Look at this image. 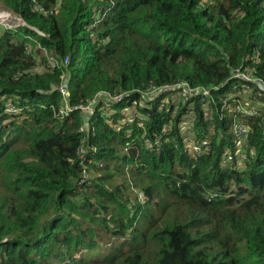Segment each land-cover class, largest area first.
I'll use <instances>...</instances> for the list:
<instances>
[{
    "label": "trees",
    "instance_id": "obj_1",
    "mask_svg": "<svg viewBox=\"0 0 264 264\" xmlns=\"http://www.w3.org/2000/svg\"><path fill=\"white\" fill-rule=\"evenodd\" d=\"M0 9L27 25L0 26V264H264V90L259 116L243 120L242 171L220 166L233 149L231 117L214 115L210 130L198 104L197 140L210 134L212 145L194 157L177 120L162 134L169 115L156 107L139 108L142 128L119 130L120 114L78 108L100 92L178 80L224 85L219 101L236 68L264 81L263 0H0ZM132 187L143 199L131 208Z\"/></svg>",
    "mask_w": 264,
    "mask_h": 264
},
{
    "label": "built area",
    "instance_id": "obj_2",
    "mask_svg": "<svg viewBox=\"0 0 264 264\" xmlns=\"http://www.w3.org/2000/svg\"><path fill=\"white\" fill-rule=\"evenodd\" d=\"M2 14L4 13H0V15ZM38 34L43 35L40 32ZM43 51L45 53V50ZM26 52L27 54L30 53V47L26 49ZM67 63L68 59L66 58L63 61V65L65 66ZM48 65L54 68L57 66V62L49 59ZM61 78L64 79L63 76ZM230 81H235V84L230 87L229 91L222 94L219 101L214 96V92H218L224 85L220 87H193L186 81L178 80L160 86L151 84L144 90L118 91L116 93L100 92L86 105L79 106L78 108L89 118L95 112H99L101 116L103 115L107 119H110L113 114L118 113L121 117H119L117 124L122 126L135 124V127L142 128L149 118L139 108L156 107L159 112L164 111L169 115L167 123L161 129L162 134L170 132L174 119L177 120L175 123L178 127V135L183 143V148L194 157L198 154H206L212 145L210 134L202 140H197L195 108L196 104H198L204 121L207 122L210 130L214 129L215 116L219 120L226 119L227 116L231 117L229 133L231 137L230 144L233 145V149H227L223 153L220 166L229 170L242 171L245 169V164L248 160L247 142L251 133L250 126L245 124L243 120L259 116L262 104H259L258 101L262 97L260 90H264V81L255 77L252 70L245 71L241 68L234 69L225 84ZM58 90L64 98L65 107L59 111L60 116L63 117L70 110V107L65 103V99L68 98L66 88L62 86ZM135 94H139V96L132 98ZM115 104H122V107L116 109L114 107ZM87 106H89L88 109H86ZM12 109V106H8L7 110ZM181 111L182 114L179 116ZM116 126L114 125L115 128ZM85 128L88 129V127ZM116 129L119 130L120 128ZM130 132L131 130L128 129L127 133L129 134ZM162 140V135L155 138L154 144L156 147L161 146ZM145 144L148 148H152V145L148 141ZM82 151L83 145L79 149L78 154H81ZM140 199H142V196Z\"/></svg>",
    "mask_w": 264,
    "mask_h": 264
},
{
    "label": "rangeland",
    "instance_id": "obj_3",
    "mask_svg": "<svg viewBox=\"0 0 264 264\" xmlns=\"http://www.w3.org/2000/svg\"><path fill=\"white\" fill-rule=\"evenodd\" d=\"M101 1V0H100ZM206 0H201V3H204ZM59 6V3H57V7ZM0 13H4L2 15H0V17H2L0 19V25L2 28L4 29H9V30H16L17 28L19 27H24V26H27V25H24V21L17 15L13 14V13H9V12H6V11H2V9H0ZM7 13V14H6ZM7 17V18H6ZM33 29V28H32ZM33 53H34V49H33ZM36 61H37V65L36 67L33 69V73H42L45 71L44 67H43V64H42V61L40 59L39 56L36 55ZM249 70V69H248ZM64 84V83H63ZM62 84V85H63ZM60 87L62 86H58L57 89H59ZM89 106L86 107V109H88ZM108 113V112H106ZM86 120V118H85ZM87 121V120H86ZM87 125V124H85ZM117 125L116 128H120V124H115ZM93 175H91L92 177ZM90 177V176H89ZM131 191H132V194H131ZM129 196H130V199L132 201H130L129 203V207L131 206V208L134 206V203H135V199H138L140 200V197L142 196L141 195V192L137 189H134L132 187V189H130L129 191ZM142 199H143V196H142ZM108 241V240H105V242ZM109 245L105 246L103 245V248H107Z\"/></svg>",
    "mask_w": 264,
    "mask_h": 264
},
{
    "label": "clouds",
    "instance_id": "obj_4",
    "mask_svg": "<svg viewBox=\"0 0 264 264\" xmlns=\"http://www.w3.org/2000/svg\"><path fill=\"white\" fill-rule=\"evenodd\" d=\"M2 11H6V10H2ZM6 12H9V11H6ZM34 30H35V29H34ZM35 31L37 32V30H35ZM38 32H39V31H38ZM38 32H37V33H38ZM64 88H65V86H64Z\"/></svg>",
    "mask_w": 264,
    "mask_h": 264
}]
</instances>
